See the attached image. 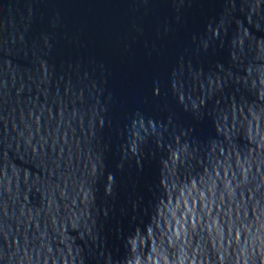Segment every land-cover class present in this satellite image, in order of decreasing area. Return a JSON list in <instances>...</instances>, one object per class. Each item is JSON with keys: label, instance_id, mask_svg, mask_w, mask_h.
<instances>
[{"label": "water", "instance_id": "1", "mask_svg": "<svg viewBox=\"0 0 264 264\" xmlns=\"http://www.w3.org/2000/svg\"><path fill=\"white\" fill-rule=\"evenodd\" d=\"M0 264H264V0H0Z\"/></svg>", "mask_w": 264, "mask_h": 264}]
</instances>
